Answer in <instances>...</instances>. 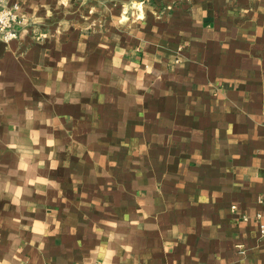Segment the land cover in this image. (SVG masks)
Listing matches in <instances>:
<instances>
[{"label": "crops", "instance_id": "crops-1", "mask_svg": "<svg viewBox=\"0 0 264 264\" xmlns=\"http://www.w3.org/2000/svg\"><path fill=\"white\" fill-rule=\"evenodd\" d=\"M12 3L0 264H264V0Z\"/></svg>", "mask_w": 264, "mask_h": 264}, {"label": "built area", "instance_id": "built-area-1", "mask_svg": "<svg viewBox=\"0 0 264 264\" xmlns=\"http://www.w3.org/2000/svg\"><path fill=\"white\" fill-rule=\"evenodd\" d=\"M25 23V18L19 12V5L17 3L9 4V0H0V40L10 41L17 37V25ZM232 209L235 205L231 206ZM247 220L248 217L243 216ZM253 220L257 223L259 233L264 236V214L256 212Z\"/></svg>", "mask_w": 264, "mask_h": 264}]
</instances>
